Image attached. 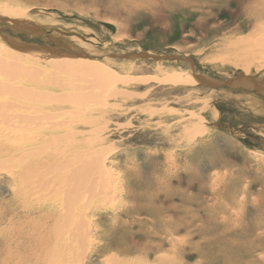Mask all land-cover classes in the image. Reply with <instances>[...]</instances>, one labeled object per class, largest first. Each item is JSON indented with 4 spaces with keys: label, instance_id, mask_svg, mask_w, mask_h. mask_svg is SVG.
<instances>
[{
    "label": "rangeland",
    "instance_id": "374dc122",
    "mask_svg": "<svg viewBox=\"0 0 264 264\" xmlns=\"http://www.w3.org/2000/svg\"><path fill=\"white\" fill-rule=\"evenodd\" d=\"M263 1L0 0V43L10 46L1 39L7 33L85 52L119 89L87 103L93 111L74 113L80 107L66 104L60 111L66 114L63 132L54 129L43 137L42 129L16 131L4 135L7 141L0 136V158L22 149L31 153L0 168V217L7 211L4 222L0 218V264L15 240L23 243L21 252L40 248L34 257L10 264H49L55 220L47 222L44 215L64 207L66 188L42 189L55 174L39 163L74 159L75 153L99 157L106 166L100 180L105 184L99 181L81 212L99 237L69 244L65 263L59 251L50 253V264H264V98L243 88L165 80L187 71L216 80L245 74L235 54L249 44H234L257 39L247 7ZM142 51L192 62L109 57ZM21 54L46 63L44 54ZM256 55L248 74L264 79V54ZM125 230L128 251L104 248ZM43 233L51 237L48 246L41 244Z\"/></svg>",
    "mask_w": 264,
    "mask_h": 264
},
{
    "label": "bare ground",
    "instance_id": "6f19581e",
    "mask_svg": "<svg viewBox=\"0 0 264 264\" xmlns=\"http://www.w3.org/2000/svg\"><path fill=\"white\" fill-rule=\"evenodd\" d=\"M129 3L131 6H137L140 4L139 1L137 3ZM247 10L250 12V17H252V21L255 24L254 31H256L257 33V39L253 40L254 43H252V40L248 37L244 39L239 38L236 40L234 45H236L237 47L244 46V43L249 44L248 50L246 47L238 48L235 55L237 66L244 67L247 71L245 75L251 76L250 74H248V70L253 62V56H255L257 53L264 54V1L260 4H256L253 7H247ZM10 21H13L18 28H21L19 27L20 24H17L18 22L16 23V20L12 19ZM28 30L32 31V28H28ZM1 39L3 40V42H7L2 38V34ZM231 45L233 46V44ZM9 47H6V45L0 43V136L5 138L6 141L7 138L5 136L9 138L13 136L14 132L16 131L22 132L26 130L34 131V129H42L43 137H45V134L47 132H51L54 129L60 128L63 132V129L65 128V122H63L64 120H62V117L64 115L66 116V114L65 111H60L64 109V106L66 104H69L70 106L73 105L76 108L80 107L79 109H75L73 111L74 113H77L80 110L87 111L88 109L93 111V107L88 108L87 103H90L91 101L98 102V98H101L106 93L110 92L111 94H113L117 93V90H119L117 86L113 85L115 84V80L113 79L112 75L105 68H103L101 64L96 63V61L94 62L91 57H78L73 54L56 56L40 51H27L14 48L12 46L10 48ZM21 52L40 55L44 54L45 56H43V60L46 61V63H37L28 57H24ZM165 80L174 81L177 83H197L194 79L193 72L188 71L183 73L178 72L175 76L168 77ZM60 90L61 93H57L60 92ZM253 92L256 94L255 91ZM120 94L121 92L119 93V95ZM103 102L106 101L104 100L100 103ZM54 104L58 105L56 106ZM49 108L57 109L58 113L51 111L52 109L50 110ZM95 120L96 118L93 121L95 122ZM93 121L91 120L92 123H94ZM72 133L73 132H71L70 135L68 134L63 137L68 138V136H72ZM80 144L82 143L80 142ZM56 145L57 144H54L53 146ZM27 151L28 149H22L8 155L7 157L0 158V168L8 167L6 161L17 155L19 156V154H22L23 156L31 154ZM88 157L89 156L85 155L84 153H75L74 159H71V157H62L61 159L60 157H47L45 160H42L41 163H39L41 167L49 164L55 174L54 179L52 178L51 181L47 180L40 184L42 189L46 187L44 190L49 191L53 190V188H66L64 196V207L59 210L57 214L51 213L44 215V220H46L47 222L50 220H52L51 222H53V220H55L52 224V226L54 225V233L52 236L55 239V246L50 248L49 257L47 260L49 264L52 261L50 253L59 251V258L61 262L65 263V253L69 248V244H71L70 248H74V246L76 247L77 243H84L86 240L90 242L93 241L94 236L98 240L99 236L97 237V229L93 228L92 224L87 219L88 217H84L83 215L85 213L82 214L81 212L82 210L85 211L84 205H87V203L90 202V200L88 201L86 199L93 198V196L97 192L96 190L99 189V181L101 180V177H103L102 175L106 173V166L105 163L100 161L99 157L94 156L95 158L93 159H89ZM18 159L20 161V158ZM34 165L37 164L35 163ZM31 171L32 173L36 172V170L32 169V167ZM58 175L61 176L59 177ZM49 181L51 182L50 184ZM100 182L102 183L103 181ZM107 190L108 192L111 191L109 188ZM109 196H111L110 193ZM106 198L109 197L107 196ZM106 198L104 195V199ZM6 210H10V208L7 207ZM6 213L7 211L4 210V213H2V216L0 217L2 222H4L6 218ZM31 223L35 225L36 222L31 221ZM43 225L44 224L40 225L39 227L41 228ZM47 227L48 225L46 224L43 226V229H46ZM125 234H127L126 230L124 232L120 231L116 234L114 233L115 236H113L112 239H107L108 242L104 245V248H117L119 250L128 251L129 248L125 246ZM39 238L41 239V244H47L48 246V244L51 242V237L48 236V233L41 234ZM39 245L40 244L37 245V248H35L34 245L30 246L29 249H25L24 252H21L19 248L24 245L21 240H15L13 246L7 247L6 257L3 260L2 264H10L11 259L20 260L27 256L34 257L36 255V251H38V249L40 248ZM110 257L111 258L109 260L113 259V261H116L118 259L117 255H110Z\"/></svg>",
    "mask_w": 264,
    "mask_h": 264
},
{
    "label": "water",
    "instance_id": "95a60500",
    "mask_svg": "<svg viewBox=\"0 0 264 264\" xmlns=\"http://www.w3.org/2000/svg\"><path fill=\"white\" fill-rule=\"evenodd\" d=\"M2 38L7 41V43L20 50H34L44 53H50L51 55L63 56L73 54L78 57H92L89 54L82 51H72L70 48L59 46V45H50L40 42H33L29 40H22L15 36L9 35L7 33H2ZM111 58H118L122 60L129 59H153L156 61L162 60H172V59H181L189 60V58H182L178 55H158L151 52H135V53H122V54H110ZM194 79L197 83L202 84L206 87L213 89L221 88H243L245 90H252L264 98V79H258L253 76H246L243 72H239L235 77L229 78L227 80H216L212 79L203 74L193 72Z\"/></svg>",
    "mask_w": 264,
    "mask_h": 264
}]
</instances>
